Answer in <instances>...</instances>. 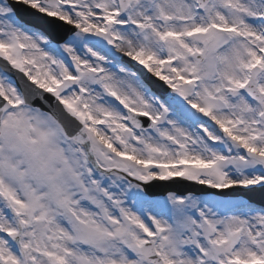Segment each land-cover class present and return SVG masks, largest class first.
<instances>
[{
    "label": "snow or ice",
    "instance_id": "snow-or-ice-1",
    "mask_svg": "<svg viewBox=\"0 0 264 264\" xmlns=\"http://www.w3.org/2000/svg\"><path fill=\"white\" fill-rule=\"evenodd\" d=\"M0 264H264V0H0Z\"/></svg>",
    "mask_w": 264,
    "mask_h": 264
}]
</instances>
